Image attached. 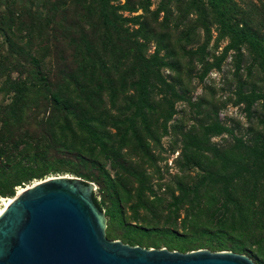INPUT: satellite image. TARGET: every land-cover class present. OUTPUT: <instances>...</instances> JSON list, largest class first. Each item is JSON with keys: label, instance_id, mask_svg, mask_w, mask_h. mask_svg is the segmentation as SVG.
Masks as SVG:
<instances>
[{"label": "trees", "instance_id": "obj_1", "mask_svg": "<svg viewBox=\"0 0 264 264\" xmlns=\"http://www.w3.org/2000/svg\"><path fill=\"white\" fill-rule=\"evenodd\" d=\"M18 1L21 8L0 0V199L34 180L100 175L110 202L101 206L123 224L125 244L142 246L135 235L176 236L182 244L170 251H231L264 264L258 13L236 0ZM213 27L228 45L212 57ZM231 52L234 104L249 122L243 134L220 121L213 100L191 96L194 79L221 70ZM181 102L196 110L197 124L181 128L182 175L158 194L148 171L159 169L155 147ZM223 135L230 143L213 142Z\"/></svg>", "mask_w": 264, "mask_h": 264}, {"label": "water", "instance_id": "obj_2", "mask_svg": "<svg viewBox=\"0 0 264 264\" xmlns=\"http://www.w3.org/2000/svg\"><path fill=\"white\" fill-rule=\"evenodd\" d=\"M96 185L56 176L16 194L0 215V264H256L231 251L146 249L107 238Z\"/></svg>", "mask_w": 264, "mask_h": 264}, {"label": "rangeland", "instance_id": "obj_3", "mask_svg": "<svg viewBox=\"0 0 264 264\" xmlns=\"http://www.w3.org/2000/svg\"><path fill=\"white\" fill-rule=\"evenodd\" d=\"M17 3L16 5L21 8V5L18 0H11ZM238 4L243 6L244 8L252 9L256 11L260 17V20L264 22V0H236ZM5 3V0H4ZM35 0H29L27 2L28 8H32L35 6ZM157 2L153 8L157 6ZM6 6V5H5ZM3 6V7H5ZM35 9V8H34ZM218 38V29L216 27L212 28V39L210 40L209 51L213 56H220L225 47L228 45V40H224L222 42L217 41ZM200 42L204 43L206 41V36L202 33L200 37ZM211 61H215V58H211ZM248 65L244 66H250ZM236 72V61L234 53H229L227 59L223 63L221 70H213L209 73L204 81H200L198 78H195L193 81V86L195 90L191 94L192 100L197 101L201 97H207L210 100H213V104L221 107L219 110V119L225 125L230 128H234L236 133L243 134L244 130L249 127V122L247 120L246 114L244 113L243 107L236 106L234 104V91L236 89L237 82L234 80V74ZM243 79H248L247 71L242 69ZM256 84L262 85L259 81L260 76L255 75L252 79ZM2 97H0V102L2 101ZM196 118V110L191 108L189 104L186 102H181L177 104V115L173 118V120L169 123V133L165 137L162 138L161 144L158 147H155V153L159 157L158 168L159 169H150L148 172L154 177L153 183L154 187L158 194H166L168 186H173V181L177 176H181L182 172L180 170V166L178 164V160L180 158L181 149H182V135L180 132L183 129L189 130L192 126L197 124ZM182 128V129H181ZM230 137L228 135H223L221 137H216L213 139V142L224 145L230 143ZM108 171L113 177H117L119 173L108 166ZM57 176H71V175H62L59 174ZM55 177V176H54ZM74 177V176H71ZM49 178V177H48ZM51 178V177H50ZM47 179V178H46ZM45 180V179H44ZM42 180H34L31 183L27 184L28 186H32L37 182ZM96 185V191L99 197L100 202L104 204L105 210L110 206V202L107 200L106 191L102 188L103 179L100 175H97V178L94 181H89ZM20 190V189H19ZM18 190V191H19ZM18 194V192H17ZM3 198L0 199V208L3 204ZM131 213L128 212L127 215ZM131 222V221H129ZM126 230L123 227V224L118 220H112L107 217V238L111 240V235L115 236L116 240L111 241H121L125 242L124 235ZM138 240H141L140 246L146 249H168L170 250V245H178L182 244L178 237L174 236L169 241L166 237L153 234L149 237H140L135 235ZM173 251H178L177 248ZM198 250H208V249H198ZM197 251V250H193ZM210 251V250H209ZM192 252V251H190ZM189 253V252H188Z\"/></svg>", "mask_w": 264, "mask_h": 264}, {"label": "bare ground", "instance_id": "obj_4", "mask_svg": "<svg viewBox=\"0 0 264 264\" xmlns=\"http://www.w3.org/2000/svg\"><path fill=\"white\" fill-rule=\"evenodd\" d=\"M51 178H53V177H51ZM50 178V179H51ZM38 183V182H37ZM36 183V184H37ZM28 187H30V186H28ZM26 188L27 187H23V188H21L19 191H18V194H21L23 191H25L26 190ZM3 204H2V206H1V208H0V215L6 210V208L13 202V198H3Z\"/></svg>", "mask_w": 264, "mask_h": 264}]
</instances>
